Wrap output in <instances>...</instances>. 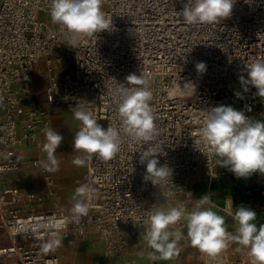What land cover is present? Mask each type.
Masks as SVG:
<instances>
[{
	"label": "built area",
	"instance_id": "obj_1",
	"mask_svg": "<svg viewBox=\"0 0 264 264\" xmlns=\"http://www.w3.org/2000/svg\"><path fill=\"white\" fill-rule=\"evenodd\" d=\"M186 3L103 0L102 11L111 18V27L79 39L72 48L71 37L59 25L38 17L41 11L50 15L51 0H0V231L10 241L0 245V264H61L58 247L42 241L63 234L68 245L76 246L88 235L89 225L104 239L106 251L119 256L127 251L131 237L144 231L150 211L181 195L185 199L179 204L190 209L199 199L192 196L197 174L216 175V157L207 145L195 142L206 110L231 106L264 122V99L240 79L246 78L248 63L264 58V0H235L232 15L210 25H187L180 15ZM68 55L74 59L72 71L63 66ZM41 62L46 69V101L72 112L77 105L85 108L106 128H121L122 89L147 87L152 93L154 139L137 143L124 136L112 159H88V175L80 185L91 186L94 199L87 216L78 220L73 218V204L42 210L35 191L1 186L5 172L22 166L17 147L30 141L40 149L33 164L43 173L48 196H54L56 176L42 163V129L54 128L48 105L33 88ZM198 62L206 64L204 73L197 72ZM133 74L146 84L127 82ZM186 86L193 88L192 94L178 92ZM149 150L157 153L160 165L172 170V183L157 187L144 180L140 155ZM255 174L256 185H264V175ZM246 185L252 194L254 189ZM181 225L176 230L186 233ZM3 238L0 235V242Z\"/></svg>",
	"mask_w": 264,
	"mask_h": 264
},
{
	"label": "clouds",
	"instance_id": "obj_2",
	"mask_svg": "<svg viewBox=\"0 0 264 264\" xmlns=\"http://www.w3.org/2000/svg\"><path fill=\"white\" fill-rule=\"evenodd\" d=\"M234 4L235 0H187L180 15L187 25H210L230 17ZM102 5L103 0H51L49 14L51 21L71 37L68 46L73 48L79 39L111 27L112 20L106 18ZM195 67L198 73L206 71L204 62H198ZM245 71L246 78L242 76L241 83L255 87L256 95L264 99V58L252 60ZM126 80L136 85L146 84L141 76L134 74ZM151 98L152 93L147 87L122 89L118 103L119 130L112 126L104 128L85 108L78 105L73 108V118L80 122L81 127L74 135L72 147L82 154L73 163L84 166L93 155L104 161L112 159L121 150L124 136L137 143L152 141L156 126L149 104ZM42 132L45 137L43 151L47 155L43 166L56 171L59 169L56 153L63 136L47 126ZM197 135L199 139L195 142L207 145L219 158L221 168L228 169L235 177L247 178L254 173L264 175V122L261 120L249 118L231 106L221 105L204 112L203 125L197 130ZM156 155L150 150L140 155V163L146 167L144 180L157 187L172 183V170L166 164L160 165ZM94 192L88 184L76 189L71 209L74 219L87 216ZM215 207L211 195L205 194L196 199L190 209L179 204L150 211L143 237L151 249L148 258L153 261L171 260L179 254V241L186 239L205 257L215 258L234 243L237 252L247 254L250 264H264V224L258 227L255 223L257 212L243 205L236 207L232 213L236 227L229 231L224 216L218 214ZM178 225L185 228L186 233L177 231ZM59 244V240H54L47 247Z\"/></svg>",
	"mask_w": 264,
	"mask_h": 264
},
{
	"label": "crops",
	"instance_id": "obj_3",
	"mask_svg": "<svg viewBox=\"0 0 264 264\" xmlns=\"http://www.w3.org/2000/svg\"><path fill=\"white\" fill-rule=\"evenodd\" d=\"M35 84H36V79L33 88L37 92V98L40 100V94L43 93L42 91L45 86L41 90H37L35 88ZM55 116H58V113H56ZM63 138H64L63 141L65 142V145L63 147H65L67 146L66 144L68 139H66L65 137ZM17 148L22 155V166L19 170L5 172L4 177L1 180V186L3 187L19 186L21 187L23 192L33 190L40 195L46 194V192L43 190L38 180L40 177H31L32 176L31 165L33 166L34 169L41 171L40 169L36 168L33 164L34 160L37 159L40 155V149L30 141H25ZM42 158L43 161L45 162L46 161L45 152ZM218 160L219 158L216 157L215 176H213L212 178H207L203 175H200L203 171H200L197 174L192 189V196L194 198H201L205 194H210L211 199L216 206L214 210L218 214L224 216L225 226L228 228L229 231L235 230L236 225L232 218V213H234L236 207L241 205L250 207L251 209L257 212V218L255 223L257 224L258 227L260 224H264V194L261 193V191L264 190V185H260V186L256 185L257 174L254 173L247 178H237L228 169L221 168V165L220 163H218ZM61 174L62 175L60 177L58 191L62 192V190L64 189L70 190L73 179L74 178L76 179L78 177V171L65 168L61 170ZM55 176L57 178V174H55ZM42 177H43V182L45 184L44 186L48 187L44 181L43 173H42ZM30 178H32V180ZM247 182L252 186L251 188L254 189L252 194H248L247 192V190L250 188L249 186L246 185ZM31 183H34V185H32ZM203 186H205V190L203 191V193H201L199 189ZM257 186L260 188L259 190H256ZM184 199L185 196L181 195L174 198L175 201H171V202L162 201V208L178 205ZM43 204H46L45 208L47 207L52 208L57 206L53 197H49L48 201H46ZM43 204L39 205L40 209L44 206ZM72 204L74 203L69 202V205ZM28 205L29 203L26 202L24 206L28 207ZM92 233H99V232H97L93 226L89 225L88 235L82 239H79L76 246L68 245L66 242V238L63 234L52 236L47 240L55 238L56 240L60 241V244L66 243L73 250H75L77 254V251L80 249V245H82L86 241L88 242L91 241L90 235ZM0 235L2 236V238L6 236L1 231H0ZM143 237H144V231H138L135 235H133L130 239V244L127 251H125L124 253L120 254L117 257L111 258L110 259L111 264H123V263L125 264H230L229 261L234 262L231 264H250V259L247 256V254L243 251L237 252L236 251L237 245L234 243L226 250H224L220 255H218L215 258H212V257L203 256L199 252V250L192 247L186 239H181L179 241L180 251L179 254L176 255L173 259L153 261L148 258V253L151 251V249L147 247ZM98 239L100 240L101 243H103V245L105 244V241L101 237L100 233L98 235ZM92 243L94 242L92 241ZM7 244H10V241L6 239V237L1 239L0 245H7ZM60 244L55 246L58 247V252L61 255V264H64L63 261L64 253L62 252ZM104 248L106 249L105 245Z\"/></svg>",
	"mask_w": 264,
	"mask_h": 264
},
{
	"label": "rangeland",
	"instance_id": "obj_4",
	"mask_svg": "<svg viewBox=\"0 0 264 264\" xmlns=\"http://www.w3.org/2000/svg\"><path fill=\"white\" fill-rule=\"evenodd\" d=\"M38 17L42 21H50L51 17L50 15L46 14L44 11L39 12ZM63 66L66 70L72 71L74 68V59L71 56H67L64 60ZM35 79L36 84L35 88L37 90H41L44 86L47 84L46 79V69L41 62L39 66L36 69L35 72ZM178 92H188L189 94L193 93L192 87H183ZM40 101L44 104L48 105L47 110L50 113L51 120H52V127L57 130L63 137H65L67 140V146H59L57 149L56 157L59 160V169L56 171H52L55 174H57V181L54 188L55 195L53 196L55 203L57 206H63V207H70L69 202L75 203V200L73 199L74 194L78 186L87 178L88 175V166L87 161L84 166H76L73 163V160L77 156H81V153L75 152L72 147V141L74 138L75 133L79 130L81 127V124L78 120H75L73 118V112L68 110L64 105L59 104L55 105L52 103H48L45 98V94H40ZM56 113H58V116H55ZM104 125V123H102ZM64 139V138H63ZM47 160V155H46ZM32 168V169H31ZM32 170V176L31 177H40L38 180L43 188V190L46 192V194L38 195V199H41L39 201V205L45 203L48 201L49 197V189L48 187L44 186L42 172L34 169L31 165ZM73 169L75 171H78V177L73 179L72 185L70 187V190H62V192L58 191V185L60 182L61 177V170L62 169ZM32 180V178H30ZM42 179V180H41ZM32 182V181H31ZM34 185V183H31ZM205 190V186L201 187L199 191L203 193ZM172 201H175L174 199ZM177 204V203H175ZM44 206L41 208L42 210H48L49 207H46V204H43ZM99 233H92L90 235L91 241H86L85 243H81L80 249L77 251L73 250L70 246H68L66 243H61L60 247L62 249V252L64 253V264H107L105 256H107L108 253L106 249L104 248L103 243L100 242L98 239ZM56 240L55 238L49 239V240H43L42 242L46 244H51L52 241ZM92 241L94 243H92ZM38 240H35L34 243H37ZM79 248V246H78ZM117 257V256H115Z\"/></svg>",
	"mask_w": 264,
	"mask_h": 264
},
{
	"label": "bare ground",
	"instance_id": "obj_5",
	"mask_svg": "<svg viewBox=\"0 0 264 264\" xmlns=\"http://www.w3.org/2000/svg\"><path fill=\"white\" fill-rule=\"evenodd\" d=\"M200 176V175H199ZM53 193H54V195H55V192H54V189H53ZM105 245V244H104ZM131 246V245H130ZM130 250V249H129ZM113 257H115L113 254H108L107 256H106V262H107V264H111V262H110V259L111 258H113ZM130 262V261H129ZM122 263V262H121ZM133 263V262H132ZM123 264H125V263H123Z\"/></svg>",
	"mask_w": 264,
	"mask_h": 264
},
{
	"label": "trees",
	"instance_id": "obj_6",
	"mask_svg": "<svg viewBox=\"0 0 264 264\" xmlns=\"http://www.w3.org/2000/svg\"><path fill=\"white\" fill-rule=\"evenodd\" d=\"M99 124H100L101 126H104V125L102 124V122H100Z\"/></svg>",
	"mask_w": 264,
	"mask_h": 264
},
{
	"label": "water",
	"instance_id": "obj_7",
	"mask_svg": "<svg viewBox=\"0 0 264 264\" xmlns=\"http://www.w3.org/2000/svg\"><path fill=\"white\" fill-rule=\"evenodd\" d=\"M103 127H104V128H106V126H105V125H104Z\"/></svg>",
	"mask_w": 264,
	"mask_h": 264
}]
</instances>
